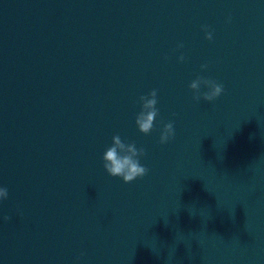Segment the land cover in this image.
I'll list each match as a JSON object with an SVG mask.
<instances>
[{
  "label": "water",
  "instance_id": "95a60500",
  "mask_svg": "<svg viewBox=\"0 0 264 264\" xmlns=\"http://www.w3.org/2000/svg\"><path fill=\"white\" fill-rule=\"evenodd\" d=\"M0 188V264H264V0H0Z\"/></svg>",
  "mask_w": 264,
  "mask_h": 264
},
{
  "label": "clouds",
  "instance_id": "9594fccd",
  "mask_svg": "<svg viewBox=\"0 0 264 264\" xmlns=\"http://www.w3.org/2000/svg\"><path fill=\"white\" fill-rule=\"evenodd\" d=\"M205 38L209 41L212 40V33L207 29ZM178 48H183V44H179ZM185 57L181 55L179 61L183 62ZM207 65L202 66V70H206ZM201 86L208 89V91L201 94ZM189 89L194 93L193 99L199 102L201 99L205 102H213L218 99L224 92L222 84L217 83L211 79H204L197 77L193 80ZM141 104V111L136 116L135 124L140 133L148 135L152 132L154 122L159 115L156 107L157 90H152L147 96H141L139 98ZM175 131L174 124L172 122L166 123L161 131L159 143L167 144L174 139ZM145 155L143 148L137 149L135 143H129L122 141L121 137L117 134L112 137L111 146L106 149L103 154V168L105 172L114 178H119L124 184H130L138 179H143L148 175L149 169L140 163V157ZM8 198V190L6 188H0V200ZM5 221L10 218L5 216Z\"/></svg>",
  "mask_w": 264,
  "mask_h": 264
}]
</instances>
